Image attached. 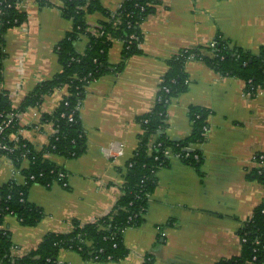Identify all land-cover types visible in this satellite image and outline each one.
Here are the masks:
<instances>
[{
	"label": "crops",
	"instance_id": "1",
	"mask_svg": "<svg viewBox=\"0 0 264 264\" xmlns=\"http://www.w3.org/2000/svg\"><path fill=\"white\" fill-rule=\"evenodd\" d=\"M100 10L85 17L88 29L99 31L125 0H97ZM22 0L18 10L25 21L5 35V59L0 92H6L16 114V133L38 152L56 133L43 116L56 112L66 88L45 95L38 106L22 110L37 86L61 73L57 47L73 31V21L63 16L62 0ZM152 12L140 29V54L123 60V40L108 35L107 62L122 65L119 72L102 76L86 86L80 117L86 147L77 158L54 154L45 159L63 169L67 186L32 184L29 202L44 217L25 226L7 216L3 227L15 245L13 254L36 250L46 236L65 235L80 226L95 224L112 215L123 195L127 163L134 157L143 135L140 119L150 113L170 62L185 50L209 56L218 38L258 55L264 48V0H154ZM93 33V32H92ZM94 34H97L94 32ZM89 39L75 44L85 53ZM185 89L167 106L166 136L182 141L192 134L190 112H210L206 142L197 146L203 161L192 166L172 158L156 174L157 186L140 226L126 229L123 244L128 254L117 262L86 259L76 250L63 249L60 264H219L241 255L239 232L255 210L264 204V185L251 174L258 168L256 155H264V89L255 96L243 80L217 72L201 59L188 57ZM112 150L113 154L107 152ZM24 160L16 168L0 154V187L26 183Z\"/></svg>",
	"mask_w": 264,
	"mask_h": 264
},
{
	"label": "trees",
	"instance_id": "2",
	"mask_svg": "<svg viewBox=\"0 0 264 264\" xmlns=\"http://www.w3.org/2000/svg\"><path fill=\"white\" fill-rule=\"evenodd\" d=\"M21 1L0 0V83L6 57L5 35L9 29L20 26L25 21V15L18 10ZM62 2L63 16L71 19L74 24L72 33L57 47L62 71L51 80L40 83L26 98L22 107V110H25L38 106L43 97L55 89L68 90L56 112L43 116V122H52L56 129L43 152L36 151L30 143L21 139L16 142L9 141L10 136L17 131L16 114L11 107L8 93L0 92V115L15 116L4 133L13 151H0V154L9 157L16 168H20L25 159L29 161V168L23 170L26 184L20 185L11 181L0 187V264H60L58 254L63 249L76 250L86 259L98 262H117L126 257L128 251L123 244V234L126 229L141 225L157 186L156 174L171 161L165 152L170 149L175 155H179L180 160L196 167L203 161L202 151L197 149V146L206 142L204 133L208 130L209 111L200 108L191 110L193 130L187 139L173 141L165 133L168 127L166 110L170 99L186 87L184 68L188 57L201 59L222 75L243 80L246 91L251 96H255L259 89H264V48L258 55H253L232 46L229 41L218 38L213 42L214 46H210L209 56L201 55L195 50L183 51L170 62V71L162 81L155 107L140 119L143 135L134 157L126 165L123 195L116 211L95 224L80 226L75 223L74 230L69 234L48 235L36 250L24 256H16L13 254L15 245L11 234L3 227L5 218L14 216L22 225L35 226L44 217L43 211L29 202V187L35 183L46 187H50L54 182L62 184L59 172L64 171L46 160L44 155L54 154L71 159L84 152L86 134L80 112L75 109L84 101L87 85L106 74L119 72L122 67H111L107 62L111 44L108 35L112 34L123 40L124 61L140 54V27L152 12L154 0H125L117 13L107 14L110 21L101 24L99 31L88 29L85 21L88 13L101 9L97 0ZM40 3L45 6L49 2L40 0ZM82 35L88 37L89 45L85 53L78 54L75 44ZM71 114L72 121L69 118ZM196 156H199V159H196ZM256 162L262 164V168L255 169L251 177L264 185V159L260 160L258 157ZM239 236L242 242L241 255L219 264H264V204L245 222ZM144 264H153V260L147 258Z\"/></svg>",
	"mask_w": 264,
	"mask_h": 264
},
{
	"label": "built area",
	"instance_id": "3",
	"mask_svg": "<svg viewBox=\"0 0 264 264\" xmlns=\"http://www.w3.org/2000/svg\"><path fill=\"white\" fill-rule=\"evenodd\" d=\"M212 46H214V44H212ZM164 90H166V89L164 88ZM247 93L249 95H251L249 92H247ZM81 106H82V103H79V105H77L75 110L80 112ZM14 118H15V116L12 115V114L7 115L6 117H3L2 115H0V151H7V152H12L13 151V149L7 143L6 136H5L4 133H5V130L9 127V125L13 122ZM69 118H70V121H72L73 120V115L71 114ZM207 134H208V130H206V132L204 133V136H207ZM9 141L10 142H12V141L16 142L17 140H9ZM107 153L108 154H113V151L110 150ZM165 155L170 160L172 158H178L179 159V155H175L172 152V150H170V149L165 152ZM258 157H259L260 160L264 159V155L259 154V155H256L254 157V161L255 162H256V158H258ZM195 158L199 159V156H196ZM258 168H262V164H260L258 166ZM31 178L33 179V177H31ZM59 178H60V180H62V185L66 187L67 186V181H66V173L64 171H60L59 172ZM257 244H259L258 241H257Z\"/></svg>",
	"mask_w": 264,
	"mask_h": 264
}]
</instances>
